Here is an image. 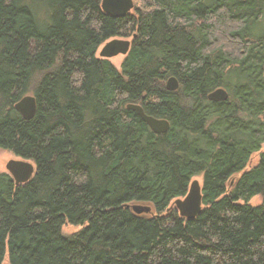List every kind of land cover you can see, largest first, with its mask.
<instances>
[{
	"label": "trees",
	"instance_id": "16d2710c",
	"mask_svg": "<svg viewBox=\"0 0 264 264\" xmlns=\"http://www.w3.org/2000/svg\"><path fill=\"white\" fill-rule=\"evenodd\" d=\"M136 1L114 19L102 0H0V149L36 167L0 174V264H264V0ZM129 37L121 69L97 57ZM200 176L187 220L172 206Z\"/></svg>",
	"mask_w": 264,
	"mask_h": 264
},
{
	"label": "water",
	"instance_id": "95a60500",
	"mask_svg": "<svg viewBox=\"0 0 264 264\" xmlns=\"http://www.w3.org/2000/svg\"><path fill=\"white\" fill-rule=\"evenodd\" d=\"M134 8V0H102L103 12L114 19L125 18L131 14ZM131 46V40L113 39L105 44L100 53V58L110 60L119 55L127 56ZM166 88L169 91H176L179 88V82L176 78L172 77L168 80ZM228 98V92L222 88L214 91L208 97L210 101L215 102L226 101ZM15 108L25 120H32L37 112L36 98L26 96L16 104ZM128 109L136 112L152 132L165 134L170 130V123L167 120H161L147 115L140 105L131 104L128 106ZM7 172L12 176L16 185L19 186L32 180L36 172V167L31 162L25 160H12L7 164ZM202 191V184L198 180H194L191 183L187 196L176 200L172 208H176L180 216L187 220L196 219L203 211ZM133 210L137 214L151 212L149 207L134 206Z\"/></svg>",
	"mask_w": 264,
	"mask_h": 264
},
{
	"label": "rangeland",
	"instance_id": "374dc122",
	"mask_svg": "<svg viewBox=\"0 0 264 264\" xmlns=\"http://www.w3.org/2000/svg\"><path fill=\"white\" fill-rule=\"evenodd\" d=\"M138 3V1L134 0V4L136 6V4ZM134 11V10H133ZM132 11V12H133ZM131 12V13H132ZM119 39H128V40H133L131 37L129 38H119ZM105 46V44L99 49L98 53H97V57L100 58V53L103 49V47ZM126 56L124 55H119L117 57H114L112 59H110V62L117 67L118 69H121V65L123 63V61L125 60ZM262 151H264V145L262 147ZM18 161V160H22L21 158L17 157L16 155H14L12 152L6 151V150H1L0 149V174L2 173H8L7 172V164L12 161ZM259 161V155H255L250 163V167L256 165ZM196 180H198L200 182V184H203V177H197ZM261 203V198L257 197L253 200V205H258ZM82 230V227L79 226H66L63 229V234L65 236H70L73 235L75 233H79ZM4 264H9L8 258H6V261Z\"/></svg>",
	"mask_w": 264,
	"mask_h": 264
}]
</instances>
